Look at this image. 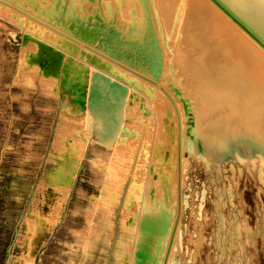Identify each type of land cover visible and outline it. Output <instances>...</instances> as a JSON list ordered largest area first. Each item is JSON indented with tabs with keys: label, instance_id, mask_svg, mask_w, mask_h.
I'll return each instance as SVG.
<instances>
[{
	"label": "bare ground",
	"instance_id": "1",
	"mask_svg": "<svg viewBox=\"0 0 264 264\" xmlns=\"http://www.w3.org/2000/svg\"><path fill=\"white\" fill-rule=\"evenodd\" d=\"M0 17L22 32L18 74L46 81L51 91L59 84L85 86L81 99L72 102L82 112L77 122L87 142L75 160L68 194L87 148L96 144L86 131L91 73L127 87L118 135L111 150L105 149L113 167L105 169L107 188L98 210V229L104 231L109 205L124 182L118 215L111 224L108 263H132L141 215L155 214L162 207L171 215L169 235L175 229L165 264H181L174 253L184 212L187 143L178 93L192 101L195 128L207 149L221 150L224 141L242 144L244 138L264 144V50L258 41L264 40V0H0ZM133 94L146 99L152 119L161 124L162 134L154 135L151 152L146 128L132 132L127 125ZM141 98L137 110L143 106ZM150 181L158 185L156 196L147 191Z\"/></svg>",
	"mask_w": 264,
	"mask_h": 264
},
{
	"label": "rangeland",
	"instance_id": "2",
	"mask_svg": "<svg viewBox=\"0 0 264 264\" xmlns=\"http://www.w3.org/2000/svg\"><path fill=\"white\" fill-rule=\"evenodd\" d=\"M14 29L0 17V264H32L47 242V251L38 257L47 259L46 264L83 263L90 245L96 243L87 264H113L108 263L111 224L118 215L125 183L110 203L105 230L100 231L99 202L107 188V168L113 167L104 148L96 144L87 148L68 194L75 160L87 142L77 122L82 112L72 102L81 99L85 86L59 84L51 91L46 81L18 74L22 32ZM258 41L264 46V40ZM178 94L187 144L182 170L184 212L174 259L181 264H264V144L244 138L242 144L224 141L221 150L207 149L195 128L192 101L184 92ZM138 98L132 95L127 125L133 127L132 132L146 128L151 152L156 133L162 134L161 124L152 119L146 99H139V104L151 112L143 106L136 109ZM147 177L142 179L144 187ZM150 182V196L158 195L157 183Z\"/></svg>",
	"mask_w": 264,
	"mask_h": 264
},
{
	"label": "water",
	"instance_id": "3",
	"mask_svg": "<svg viewBox=\"0 0 264 264\" xmlns=\"http://www.w3.org/2000/svg\"><path fill=\"white\" fill-rule=\"evenodd\" d=\"M126 96L125 85L102 73H91L86 98L89 118L86 131L90 132L95 143L104 149L111 150L116 140ZM158 209L157 213L142 214L139 219L138 238L135 241L131 264H161L162 258L163 264L167 261L175 229L173 227L169 235L171 215L162 207Z\"/></svg>",
	"mask_w": 264,
	"mask_h": 264
},
{
	"label": "crops",
	"instance_id": "4",
	"mask_svg": "<svg viewBox=\"0 0 264 264\" xmlns=\"http://www.w3.org/2000/svg\"><path fill=\"white\" fill-rule=\"evenodd\" d=\"M49 244H50V243L47 242V244L41 249L42 252H41V250H40L39 252L36 253V258H35V262H34V264H43V262H45L44 264H46L47 259H45V258H44V259L41 258V260H40L38 257H39V255L42 256V255L44 254V252L47 251ZM86 245H87V244L84 243V249H85V250L88 249V248L86 247ZM97 245H98L97 243H96L95 245H90V247H89V249H88V252L85 253V256L87 255V257L84 258L85 261H84L83 263H79V264H87L88 261L92 259V257H88V256L91 255V250H94V249L97 248ZM43 249H44V250H43ZM43 251H44V252H43ZM69 261H70V260H68V263H67V264H69ZM95 261H96V260H95ZM105 261H106V258H105ZM62 264H64V263H62ZM104 264H106V263L104 262Z\"/></svg>",
	"mask_w": 264,
	"mask_h": 264
}]
</instances>
